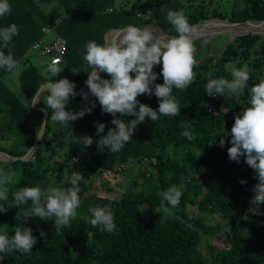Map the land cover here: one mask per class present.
Wrapping results in <instances>:
<instances>
[{"label": "trees", "instance_id": "16d2710c", "mask_svg": "<svg viewBox=\"0 0 264 264\" xmlns=\"http://www.w3.org/2000/svg\"><path fill=\"white\" fill-rule=\"evenodd\" d=\"M8 2L11 13L0 17V29L16 24L18 35L13 37L9 48H4L0 42V51L6 55L11 49L15 59L26 61V55L32 46L45 37L44 29H51L55 37H62L67 41L64 62L59 65L64 69L58 76L48 79L33 64L26 65L22 70L20 85L27 103H23L3 82L7 72L0 68V133L6 138L7 134L10 135L9 130L17 137L11 146L16 149L0 146V153L17 157L29 152L44 117L41 111L31 107L36 90L56 79L67 78L75 83L76 90H80L85 84L88 79L87 72L91 71L82 59L87 42L96 41L102 45L110 30H118L128 25L142 29L156 24L164 34L177 37L178 33L166 20V12L169 10L184 11L192 26L211 17H218L208 16L203 5L189 11V5L185 1L147 0V9L143 11L141 5L119 10L116 0H62L64 16L61 18L47 15L35 0ZM162 7L164 12L160 10ZM228 20L237 24L264 21V3L255 1L247 8L234 9ZM156 34L164 36L159 31ZM257 39L254 36L238 38L225 49L224 56L211 66L205 64V61L194 64L192 83L185 89L173 87L172 95L179 101L180 114L175 117L160 116L157 121L146 120L141 123L131 141L117 153H111L108 148L101 152L96 143L86 148L77 137L87 135L99 140L95 127L97 122L105 124V132L101 135H106L114 127L111 123L114 118L127 122L136 117L120 114L113 117L104 113L98 99L91 94L89 102H85L81 95L73 97L66 106V111H79L85 103L88 106H91V102L95 103L90 114L68 125L72 127V132L65 161L74 162L77 170L68 166L66 177L71 176L73 170L84 175L79 183L81 192L77 215L70 220L69 225L62 226L59 231H56L53 220L44 221L37 217L23 222L24 227L32 229L36 238L33 251L27 255L16 252L6 255L0 264H264V205L259 207L260 214L254 213L232 225L227 246L216 251H207L206 255L201 251L204 241L213 239L221 230L220 224H216L209 217L227 219L232 213L251 206L253 188L258 182L255 172L252 168H247L244 157L239 162L229 159L231 136L223 134L224 131L231 132L235 117L250 106L248 89L259 83V78L264 76L249 71L248 89L241 94H234L231 98L221 95L207 96L205 85L210 78L224 77L231 80V70H226L224 63L238 60L239 57L241 63L247 62L249 50ZM262 39L260 48L256 50L255 67L264 62V38ZM116 42L119 43V37ZM233 49L237 50V54L228 56ZM219 64L224 65L218 67ZM209 67L212 68L211 72ZM153 71L159 77L156 83L163 85V77L159 75L162 64L155 65ZM100 75L103 79H111L107 73ZM132 76L134 78L135 73ZM88 91L89 89L85 92ZM47 95L44 92L40 97L39 106L49 111L50 123L52 110L44 104V97ZM137 99L140 103L158 110V98L154 94H145ZM49 123L39 149L29 161L5 163L0 170L15 172L19 166H23L19 181L9 185V202L6 204L0 201V207H9L11 193L19 188L49 187L45 179L47 170L43 154L44 150L50 152L47 157L49 159L54 155L53 147L47 142L51 130ZM189 126L196 137L191 142L181 135ZM221 139L226 141L223 148L219 146ZM44 143L46 144L43 148ZM21 144L24 145L23 149H18L17 146ZM129 158H132L131 163ZM145 160L153 164L156 175L143 172L142 184L135 180V188L126 191L119 199L111 196L88 198L91 184L86 180L91 175L101 176L105 170L118 165L128 166ZM241 181L246 183L242 184ZM173 184L183 186L177 207L173 208L165 202L168 210L173 211V216L167 217V212L162 209L156 213L155 209L161 203L160 193ZM64 186L66 189L71 185L64 182ZM139 186L147 189H138ZM95 206L111 209L117 231L110 234L102 231L99 226L93 227L88 223L91 218L89 208ZM192 210H196L198 214L191 216ZM18 212L17 208H9L7 212L0 213V226L17 225L15 217ZM41 232L46 237H41Z\"/></svg>", "mask_w": 264, "mask_h": 264}, {"label": "clouds", "instance_id": "9594fccd", "mask_svg": "<svg viewBox=\"0 0 264 264\" xmlns=\"http://www.w3.org/2000/svg\"><path fill=\"white\" fill-rule=\"evenodd\" d=\"M161 12L165 9L162 7ZM111 11V9H109ZM11 13L8 0H0V17ZM166 20L174 27L178 36L167 41L166 44L160 42L153 43V35L148 28H138L128 25L119 30V43L105 42L100 45L96 41H89L85 44L82 59L91 69L87 72L88 79L85 84L88 92H81L80 95L85 102H89V94L98 99L102 111L116 117L134 116L135 119L125 121L114 118L111 123L113 128L105 132V124L97 122L96 135L99 140H94L91 136L77 137L78 141L86 148L97 144L99 151L105 148L111 153L120 152L125 145L131 141L137 127L146 120L157 121L160 116L175 117L180 114V104L172 95L173 87L185 89L192 83L195 64V48L191 35L196 31L195 26L189 24L184 11H167ZM18 35V26L11 24L0 29V42L4 48H9L13 37ZM15 47V45H12ZM59 60L53 58L47 66L46 72L52 76H58L64 68L59 66ZM162 64L163 85L157 84L158 74L153 71L155 65ZM0 68H4L11 74L13 70H20V60L15 59L9 49L6 55L0 51ZM71 71H74L71 69ZM100 73H107L111 79H103ZM132 73H135L133 78ZM79 74V73H78ZM232 79L210 78L205 90L206 95L215 97L221 95L231 98L248 89L250 80L247 66L231 68ZM153 88L155 91L153 92ZM44 92L48 95L44 97V104L52 110L51 121L60 125H71L72 122L90 114L95 107L85 103L79 111H66V106L70 100L77 95L75 83L65 79L49 81L36 90L31 100V107L40 102V97ZM250 95V106L235 117L234 125L230 133L224 131L225 136H231V147L228 149L229 159L239 162L241 157L245 158V163L254 170L258 183L254 186L249 211L260 214L259 207L264 205V78H259V83L248 89ZM153 94L158 98V110L142 104L137 99L139 96ZM137 106L139 110L137 111ZM47 120H42L37 129V139L44 136ZM188 141L196 139L191 127L185 128L181 133ZM15 140V137H12ZM226 141L221 139L219 146L224 147ZM33 151V149H30ZM132 162V158H129ZM15 172L0 171V201L6 204L9 202V185L13 183ZM84 175L79 171H72L71 176L65 177L64 182L71 186L62 189L57 187H47L42 189L39 186L23 187L11 193L12 200L9 207H0V213H5L9 208L19 209L15 219L17 225L13 229L14 236H9L7 232L0 234V261L4 256L14 252L22 255L30 254L37 243L32 234V229L24 227L23 222L30 218L40 220H53L56 231L62 226H67L71 219L77 215V208L80 205L81 188L80 181ZM245 184L246 181H241ZM182 185H171L160 193L161 203L155 209L158 213L161 209L168 211L167 205L177 207L182 196ZM91 218L88 220L93 227L99 226L102 231L113 233L117 231L114 223V216L109 207L95 206L89 208ZM41 237H46L41 232Z\"/></svg>", "mask_w": 264, "mask_h": 264}, {"label": "rangeland", "instance_id": "374dc122", "mask_svg": "<svg viewBox=\"0 0 264 264\" xmlns=\"http://www.w3.org/2000/svg\"><path fill=\"white\" fill-rule=\"evenodd\" d=\"M171 1H185L187 5H189V11H193L196 7H198V5L194 4L193 1L190 0L189 1L171 0ZM194 1L202 2L204 4L203 7L206 13L208 14V16L216 15L219 18L221 17V19L223 20H228L231 15V12L234 9L247 8L251 6L255 1H261L262 3H264V0H194ZM35 2H37L40 8L47 15L52 16L53 18H61L64 16V5L62 0H35ZM140 5H141V10L144 11V9H147V0H116V7L119 10L132 9ZM200 9L202 10V8ZM204 21H201L200 23ZM248 27L254 29V26H248ZM149 29L151 30L154 28L150 27ZM151 32L154 35L156 34L155 31L151 30ZM165 35L169 38V40L174 38V36H170L167 34ZM245 36L258 37V39L253 43L251 50H249V57L247 58L248 61L241 63V59L238 56L239 57L238 60H233L232 62L224 63L226 64L225 65L226 70L229 71L231 70L232 67L241 68L247 66L249 71L254 72L256 75L264 76V62L261 65L256 64L257 65L256 67L253 66L257 58L256 50L257 48L258 49L260 48V45L262 44L263 41L262 38H264V36L245 34L243 36H240L239 38ZM54 38H55V34H50L46 38V41L49 42ZM154 38L155 40H160L157 36H154ZM230 39L231 36L229 35H216V36H205L197 41H194L193 46L195 48V52H194L195 65L205 61V64L211 66L213 62L214 63L218 62V60H220L224 56L225 49L229 47L228 45L230 43ZM237 39H233V42L235 43ZM230 54H237V50L233 49V51L229 52V54L227 55L229 56ZM227 55L225 56L228 57ZM49 60L50 59L45 56L37 55L35 53L29 54L28 59L26 61L20 62V70L18 72L16 70H13L11 74L7 73L3 78V82L16 94V96L23 103H27V99L23 94L20 85V74L22 70L26 65L33 64L35 67H37L40 70V72L44 76H46L48 79H51V77L53 76L50 73L46 72L47 66L50 63ZM224 64H219L218 67H221ZM209 70L211 72L212 68L209 67ZM49 124L51 130L47 136V142H50L51 146L53 147L54 151L52 153L54 155L52 156V158L49 159L47 157L49 156L50 152H47L45 150L43 152L44 158L46 159L45 169L47 170L45 179L49 183V187L51 186V187L65 189L63 179L68 175L67 167L70 166L72 169L77 170V166L76 164H74V162L65 161V153L68 150V144L71 137L72 127L68 125H60L58 122H54V121H50ZM8 132L10 135L7 134L6 138L2 133H0V146L10 150H14L16 149V147L11 148V146L17 139L16 134L9 130ZM13 136L15 137L14 141L12 140ZM45 144L46 143L43 144V148L45 147ZM17 147L18 149H23L24 145L21 144L18 145ZM5 163H8V161L0 162V170L4 167ZM247 168L251 169L248 165ZM22 169H23L22 165L16 169L15 177L13 179L12 184H15L16 182L19 181L20 178L19 173L22 171ZM143 172L152 176L156 175V171L153 164H151V162L148 160L128 165L124 170L116 173L110 179L104 178L102 174L101 176H98V174H93L86 180L87 183L91 184V192L89 193L88 198H91L93 196H99L103 198L107 196H111L116 199H119L126 191L135 188L134 187L135 180H139V183L142 184L143 178H141V174ZM257 183L258 182H256V184ZM138 189L143 190L147 188H144L143 186H139ZM251 207L252 205L248 209L238 210L232 213V215H230L227 219H221L218 216L209 217V219L214 221L216 224L218 223L220 224L221 230L218 233V235L215 236L213 239L209 241L207 240L204 241L201 247L202 253L206 255L207 251L212 252L227 246L232 225L237 224L243 218L251 217L254 214L253 212L249 211ZM190 214L191 216H196L198 212L196 210H192ZM172 216H173V211L168 210L167 217H172ZM15 226L16 225L0 226V234H3L5 232H7L9 235L15 234V232L13 231Z\"/></svg>", "mask_w": 264, "mask_h": 264}, {"label": "water", "instance_id": "95a60500", "mask_svg": "<svg viewBox=\"0 0 264 264\" xmlns=\"http://www.w3.org/2000/svg\"><path fill=\"white\" fill-rule=\"evenodd\" d=\"M250 25L264 26V21H248V22L243 23V24H237V23H233V22H231L229 20H223V19H221L219 17H212V18H210L208 20H205L202 23H199V24L195 25L196 31L194 33H192V35H191L192 43L194 41H197V40L201 39L202 37H205V36L229 35V36H231V39H230V43H229L228 46H231V45L234 44L233 39H237L240 36H243L245 34L264 36V29H262L261 31H258V30H255V29H248L247 33H239L240 31H243L245 28H247ZM213 26H218L219 29H212ZM150 27H152L154 29H158L156 24H154L153 26H148V27H144V28H148L149 29ZM144 28H142V29H144ZM119 30L120 29H118V30H110L105 36V41L109 42V43L116 42L117 38L114 39L112 42L110 41V35L111 34H117V36H119ZM158 30H160V29H158ZM152 35L155 36L153 33H152ZM152 42L155 43V42H157V40H155V38L153 37V41ZM87 90H88V88H87L86 84H84L83 87L80 90H76L77 95L74 96V97L80 96L81 92H85ZM32 108L41 111L43 113V115H44L43 120H47L48 121V119H49V111L47 109H44V108L40 107L39 103H37ZM46 129H47V127H46ZM45 132H46V130H45ZM44 135H45V133H44ZM42 138L41 139H37L36 138L33 146L31 147V149H33V151L29 150V152L23 157H17V156L9 155V154H6V153H0V156L7 157L8 158V160H7L8 163H13V162H18V161H22V162L29 161L32 158V156L39 149L40 142H41ZM3 161H5V160H3Z\"/></svg>", "mask_w": 264, "mask_h": 264}, {"label": "built area", "instance_id": "2783aa9c", "mask_svg": "<svg viewBox=\"0 0 264 264\" xmlns=\"http://www.w3.org/2000/svg\"><path fill=\"white\" fill-rule=\"evenodd\" d=\"M43 32L45 37L32 46L26 57H28L29 54L35 53L37 55L48 57L50 59V62L53 58H56L60 62L59 65L62 64L67 52V41L62 37L56 36L53 40L47 42L46 38L53 32L51 29H44ZM153 163H155L154 160ZM126 167L127 166L125 165H118L113 169L105 170L102 175L104 176V178L110 179L116 173L124 170Z\"/></svg>", "mask_w": 264, "mask_h": 264}, {"label": "bare ground", "instance_id": "6f19581e", "mask_svg": "<svg viewBox=\"0 0 264 264\" xmlns=\"http://www.w3.org/2000/svg\"><path fill=\"white\" fill-rule=\"evenodd\" d=\"M250 26H254V29L255 30H258V31H261L262 29H264V26H258V25H250ZM248 29H251V28H249V27H247V28H245L243 31H240L239 33H247L248 32ZM152 31H159V32H161L160 30H158V29H151ZM161 34L162 35H164V36H161V35H159V34H155V36H157L160 40H157L158 42H160L162 45L163 44H166L167 43V41H169V38L165 35V34H163L162 32H161ZM119 36H117V34H111V36H110V41L112 42L114 39H116V38H118ZM168 38V39H167ZM3 160H5V161H7L8 160V158L7 157H5V156H0V161H3Z\"/></svg>", "mask_w": 264, "mask_h": 264}, {"label": "crops", "instance_id": "0c3cea01", "mask_svg": "<svg viewBox=\"0 0 264 264\" xmlns=\"http://www.w3.org/2000/svg\"><path fill=\"white\" fill-rule=\"evenodd\" d=\"M194 4H196V5H204L202 2H194ZM212 29H219V27L218 26H213L212 27Z\"/></svg>", "mask_w": 264, "mask_h": 264}]
</instances>
